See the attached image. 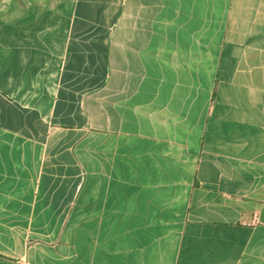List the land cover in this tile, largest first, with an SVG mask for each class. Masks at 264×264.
<instances>
[{"label":"crops","instance_id":"crops-1","mask_svg":"<svg viewBox=\"0 0 264 264\" xmlns=\"http://www.w3.org/2000/svg\"><path fill=\"white\" fill-rule=\"evenodd\" d=\"M0 264H264V0H0Z\"/></svg>","mask_w":264,"mask_h":264}]
</instances>
